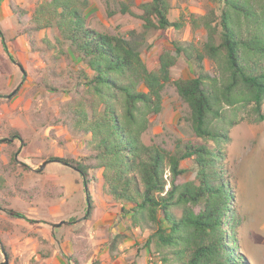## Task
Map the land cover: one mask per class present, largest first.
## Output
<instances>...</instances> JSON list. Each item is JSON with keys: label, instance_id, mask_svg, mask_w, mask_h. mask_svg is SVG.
<instances>
[{"label": "trees", "instance_id": "1", "mask_svg": "<svg viewBox=\"0 0 264 264\" xmlns=\"http://www.w3.org/2000/svg\"><path fill=\"white\" fill-rule=\"evenodd\" d=\"M220 2V14L214 10L201 17L191 14L192 30H205L206 40L200 46L171 41L174 50L163 51L155 71L144 61L139 39L184 26L182 13L180 21L169 20L173 9L169 0H148L140 5L142 15L126 2L110 11L109 16L142 20V32L130 31V37L89 26L90 0H47L33 14L36 29H56L58 45L69 44L87 68L80 71L83 82L75 86V95L85 86L82 96L68 103L65 118L72 132L90 135L89 154L81 162L53 160L75 168L87 183L88 178L101 180L103 194L124 204L121 211L130 216V226L151 232L146 246L154 248L157 264H241L235 254L236 225L230 217L234 199L224 178L225 155L217 147L230 141V129L240 123L242 109L251 107L256 121H264V0ZM3 44L6 47L4 39ZM180 57L193 72L189 78L174 80L172 70ZM206 61L216 67L215 75L205 70ZM169 84L188 106L187 121L201 140L180 142L175 152L148 146L142 139L151 118L163 111ZM16 158L12 161L20 165ZM185 160L197 168L193 181L183 179ZM13 176L0 165V208L10 206L16 189L9 186ZM91 202L88 197L90 208ZM226 227L232 230L230 236ZM122 236H116L112 251Z\"/></svg>", "mask_w": 264, "mask_h": 264}, {"label": "rangeland", "instance_id": "2", "mask_svg": "<svg viewBox=\"0 0 264 264\" xmlns=\"http://www.w3.org/2000/svg\"><path fill=\"white\" fill-rule=\"evenodd\" d=\"M45 1L0 0V165L14 174L9 186L31 197L25 199L15 189L8 210L0 208V264L6 258L8 264H103L105 244L100 242L104 235L97 226V217L103 210L92 201L104 195L102 181L88 178L87 183L74 169L53 160L81 162L89 154L90 135L72 132L65 118L68 103H76L82 96L85 86L80 88V95H75V86L82 81L80 71L87 68L71 52L69 44L58 45L56 29H36L33 14L37 5ZM147 1L90 0L87 23L111 35L130 37V31L138 35L142 32L138 17L108 13L126 2L136 15H142L140 5ZM169 1L173 7L169 20L180 21L182 13L184 26L163 34L152 32L144 41L139 39L142 57L154 71L159 68L163 51L174 50L171 41L200 46L206 40L205 30H192L191 14L201 17L211 10L220 14L222 7L220 0ZM205 70L211 75L216 73L209 61L205 62ZM192 72L180 57L172 77L185 79ZM163 103L162 113L151 118L142 137L144 143L175 152L180 142L201 141L187 121L188 106L172 84L164 91ZM238 119L240 123L230 129V141L217 147L225 155L224 178L234 199L230 217L236 225L235 254L241 264H264V121H256L251 107L242 109ZM210 145L217 146L213 142ZM14 156L20 165L12 161ZM46 161L52 162L39 170ZM182 166L187 169L183 179L195 180V165L185 160ZM101 173L96 172L100 179ZM119 205L123 221L130 225V216L121 211L124 204ZM10 210L25 218L12 216ZM49 223L61 226L54 228ZM226 229L230 236L232 230ZM116 236L108 237L106 243L112 244Z\"/></svg>", "mask_w": 264, "mask_h": 264}, {"label": "crops", "instance_id": "3", "mask_svg": "<svg viewBox=\"0 0 264 264\" xmlns=\"http://www.w3.org/2000/svg\"><path fill=\"white\" fill-rule=\"evenodd\" d=\"M98 208L103 210L97 218L98 230L102 231L105 244L103 252V264H157L153 247H147L146 241L150 235L148 231H142L125 224L120 215L119 203L109 200L105 195L101 199L92 200ZM103 205V209L101 203ZM100 204V205H99ZM122 206V205H121ZM129 217V216H128ZM104 225V226H103ZM123 235L114 248V256L110 258L111 244H107L108 237ZM114 259V260H113ZM155 261V263H154Z\"/></svg>", "mask_w": 264, "mask_h": 264}, {"label": "water", "instance_id": "4", "mask_svg": "<svg viewBox=\"0 0 264 264\" xmlns=\"http://www.w3.org/2000/svg\"><path fill=\"white\" fill-rule=\"evenodd\" d=\"M15 93H16V91H14L12 94H10V95L8 96V98H11ZM51 162H52V161H46V162H44V163L40 166V169H39V170H43V169H44L49 163H51ZM64 165H65V164H64ZM68 167H70V168H72V169L75 170V168H73V167H71V166H68ZM49 225H51V226L54 227V228H58V227L61 226V223H59V224L49 223ZM2 251H4L3 248H2ZM5 258H6V255H5ZM1 264H8V262H7V258H6V261H5L4 263H1Z\"/></svg>", "mask_w": 264, "mask_h": 264}]
</instances>
